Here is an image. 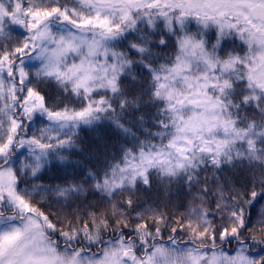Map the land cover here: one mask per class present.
I'll list each match as a JSON object with an SVG mask.
<instances>
[{"label":"snow or ice","instance_id":"obj_1","mask_svg":"<svg viewBox=\"0 0 264 264\" xmlns=\"http://www.w3.org/2000/svg\"><path fill=\"white\" fill-rule=\"evenodd\" d=\"M0 264H264V0H0Z\"/></svg>","mask_w":264,"mask_h":264},{"label":"trees","instance_id":"obj_2","mask_svg":"<svg viewBox=\"0 0 264 264\" xmlns=\"http://www.w3.org/2000/svg\"><path fill=\"white\" fill-rule=\"evenodd\" d=\"M61 3H68L70 5L71 0H61ZM17 31H20V29H18ZM15 34L16 33H13V35ZM237 43H239V41H237ZM81 135L85 137H89V136H95L96 133L91 132L88 129H85V131L82 132ZM242 169H243V174H242ZM223 175L225 177H229V178L234 177L239 180H243L245 179V177L250 176V173L247 171L246 165H238L235 168L226 166ZM81 199L83 200V198ZM133 199L144 204H150L153 206L159 205L161 211L165 213H171L174 219H179L180 217L187 215L192 208L190 197H186L183 194L178 193L177 188L175 186L171 188H165L163 185L159 183H154L151 190L147 192H141V194L138 197H133ZM260 207H261L260 205H257L256 209L253 210L254 222H255L256 214H258ZM79 210L94 211L95 209L80 208ZM64 211L68 212L70 210L64 208ZM99 211L110 212L111 208L110 206H105L103 208H100Z\"/></svg>","mask_w":264,"mask_h":264},{"label":"rangeland","instance_id":"obj_3","mask_svg":"<svg viewBox=\"0 0 264 264\" xmlns=\"http://www.w3.org/2000/svg\"><path fill=\"white\" fill-rule=\"evenodd\" d=\"M36 62H33V64H35ZM34 70V69H33Z\"/></svg>","mask_w":264,"mask_h":264}]
</instances>
